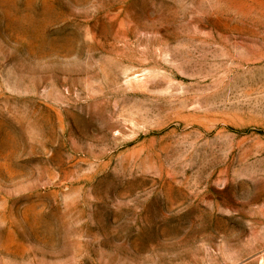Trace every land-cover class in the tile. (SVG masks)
<instances>
[{
	"label": "rangeland",
	"instance_id": "374dc122",
	"mask_svg": "<svg viewBox=\"0 0 264 264\" xmlns=\"http://www.w3.org/2000/svg\"><path fill=\"white\" fill-rule=\"evenodd\" d=\"M0 264H264V0H0Z\"/></svg>",
	"mask_w": 264,
	"mask_h": 264
}]
</instances>
